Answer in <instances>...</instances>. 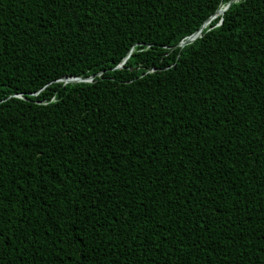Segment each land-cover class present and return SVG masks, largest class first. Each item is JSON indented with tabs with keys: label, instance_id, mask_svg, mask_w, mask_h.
Here are the masks:
<instances>
[{
	"label": "trees",
	"instance_id": "1",
	"mask_svg": "<svg viewBox=\"0 0 264 264\" xmlns=\"http://www.w3.org/2000/svg\"><path fill=\"white\" fill-rule=\"evenodd\" d=\"M237 1L180 49L229 0H0V264H264V0Z\"/></svg>",
	"mask_w": 264,
	"mask_h": 264
},
{
	"label": "water",
	"instance_id": "2",
	"mask_svg": "<svg viewBox=\"0 0 264 264\" xmlns=\"http://www.w3.org/2000/svg\"><path fill=\"white\" fill-rule=\"evenodd\" d=\"M238 2L239 1L231 2V5H230V0H229V2L224 7H222V9L217 10L209 19H207L202 24V26L196 32H194L191 36H189L185 40L181 41L176 47L182 49L185 46H188V45L192 44L196 39H198L201 36L202 30L206 28L205 27L206 24H210L211 21H213L218 16L223 15V13L225 11H227L232 5H234V4L238 3ZM124 63H125V61H123L120 65H118L117 69H120L123 66ZM93 78H94L93 76L89 77L87 79L63 78L60 81H62L64 84H68V83H84V82H90Z\"/></svg>",
	"mask_w": 264,
	"mask_h": 264
},
{
	"label": "snow or ice",
	"instance_id": "3",
	"mask_svg": "<svg viewBox=\"0 0 264 264\" xmlns=\"http://www.w3.org/2000/svg\"><path fill=\"white\" fill-rule=\"evenodd\" d=\"M231 2H234V0H230V5H231ZM230 5H229V6H230Z\"/></svg>",
	"mask_w": 264,
	"mask_h": 264
},
{
	"label": "bare ground",
	"instance_id": "4",
	"mask_svg": "<svg viewBox=\"0 0 264 264\" xmlns=\"http://www.w3.org/2000/svg\"><path fill=\"white\" fill-rule=\"evenodd\" d=\"M234 1H237V0H234ZM222 9V8H221ZM208 24L205 25V27L207 26Z\"/></svg>",
	"mask_w": 264,
	"mask_h": 264
}]
</instances>
